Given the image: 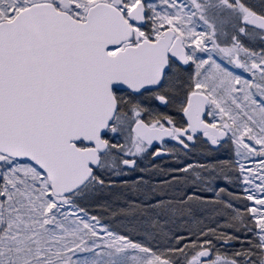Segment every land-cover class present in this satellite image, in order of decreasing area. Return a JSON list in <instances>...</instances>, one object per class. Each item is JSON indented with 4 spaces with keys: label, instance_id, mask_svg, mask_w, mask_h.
<instances>
[{
    "label": "snow or ice",
    "instance_id": "1",
    "mask_svg": "<svg viewBox=\"0 0 264 264\" xmlns=\"http://www.w3.org/2000/svg\"><path fill=\"white\" fill-rule=\"evenodd\" d=\"M0 264H264V0H0Z\"/></svg>",
    "mask_w": 264,
    "mask_h": 264
},
{
    "label": "rangeland",
    "instance_id": "2",
    "mask_svg": "<svg viewBox=\"0 0 264 264\" xmlns=\"http://www.w3.org/2000/svg\"><path fill=\"white\" fill-rule=\"evenodd\" d=\"M134 178V177H129V179ZM113 224H117V221H112Z\"/></svg>",
    "mask_w": 264,
    "mask_h": 264
},
{
    "label": "flooded vegetation",
    "instance_id": "3",
    "mask_svg": "<svg viewBox=\"0 0 264 264\" xmlns=\"http://www.w3.org/2000/svg\"><path fill=\"white\" fill-rule=\"evenodd\" d=\"M164 159H167V158H164ZM155 162V161H154Z\"/></svg>",
    "mask_w": 264,
    "mask_h": 264
}]
</instances>
